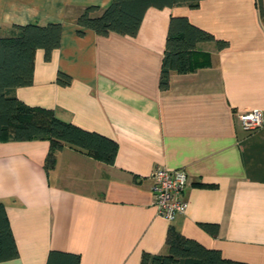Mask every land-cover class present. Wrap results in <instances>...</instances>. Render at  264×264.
Returning <instances> with one entry per match:
<instances>
[{"label": "crops", "instance_id": "crops-1", "mask_svg": "<svg viewBox=\"0 0 264 264\" xmlns=\"http://www.w3.org/2000/svg\"><path fill=\"white\" fill-rule=\"evenodd\" d=\"M112 0H0V36L13 26L60 23V46L34 54L33 82L12 94L30 107L116 141L106 165L65 146L46 162L47 141L0 142V203L18 255L0 264H46L49 251L80 264H140L167 254L173 229L222 258L264 264V0H202L149 8L133 37L77 34L86 7ZM171 17H186L227 45H197L192 71L159 88ZM58 73L70 83H56ZM259 110L263 126L242 128ZM182 169L187 202L169 222L156 213L151 173ZM213 224L210 234L202 225Z\"/></svg>", "mask_w": 264, "mask_h": 264}, {"label": "trees", "instance_id": "trees-1", "mask_svg": "<svg viewBox=\"0 0 264 264\" xmlns=\"http://www.w3.org/2000/svg\"><path fill=\"white\" fill-rule=\"evenodd\" d=\"M201 1L112 0L102 11L94 6L84 8L76 20L77 34L82 36L85 30H91L99 36L116 33L133 37L147 9L175 6L195 9ZM257 2L261 8V0ZM61 37L60 23L16 25L9 34L0 36V142L47 141L48 165L53 162L56 152L65 146L112 165L118 149L115 140L62 121L50 109L27 106L12 94L14 88L32 84L36 50L43 51L44 59L48 60L51 53L59 48ZM204 42H214L219 50L227 45L193 25L186 17L170 18L159 73L160 89L168 88L172 73L186 74L193 70L191 54L198 44ZM56 83L66 86L70 78L58 73ZM202 227L210 234H216L218 230L213 224H203ZM165 244L167 254L143 253L140 264H247L226 260L218 250L207 249L173 229L167 231ZM17 255L5 206L0 203V263L13 260ZM46 264H80V257L51 250Z\"/></svg>", "mask_w": 264, "mask_h": 264}, {"label": "built area", "instance_id": "built-area-1", "mask_svg": "<svg viewBox=\"0 0 264 264\" xmlns=\"http://www.w3.org/2000/svg\"><path fill=\"white\" fill-rule=\"evenodd\" d=\"M242 128L246 132H254L263 126L259 110H252L240 117ZM151 191L156 213L163 219L172 222L178 215L185 213L187 202L182 194L186 186V173L182 169L156 168L150 175Z\"/></svg>", "mask_w": 264, "mask_h": 264}]
</instances>
